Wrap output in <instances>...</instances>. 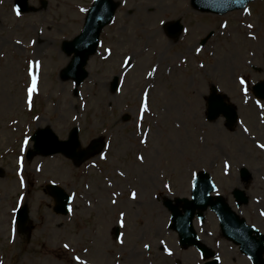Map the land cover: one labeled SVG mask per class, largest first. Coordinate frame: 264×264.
<instances>
[{
    "label": "rangeland",
    "instance_id": "rangeland-1",
    "mask_svg": "<svg viewBox=\"0 0 264 264\" xmlns=\"http://www.w3.org/2000/svg\"><path fill=\"white\" fill-rule=\"evenodd\" d=\"M15 1L0 0V264H194L163 202L189 198L194 176L206 171L236 210L240 167L262 181L264 148L255 142L264 140V103L251 88L264 81V0L225 17L184 14L185 0H116V19L79 87L60 77L71 60L62 44L82 31L91 0H28L37 11L19 15ZM161 20L188 31L169 39ZM213 84L238 108L233 133L222 120L203 121ZM46 127L60 140L77 127L82 149L99 138L105 147L78 167L62 154L27 160L30 137ZM50 183L72 196L68 216L55 214ZM22 205L30 237L17 230ZM228 247L224 262L242 264Z\"/></svg>",
    "mask_w": 264,
    "mask_h": 264
},
{
    "label": "water",
    "instance_id": "water-1",
    "mask_svg": "<svg viewBox=\"0 0 264 264\" xmlns=\"http://www.w3.org/2000/svg\"><path fill=\"white\" fill-rule=\"evenodd\" d=\"M251 1L253 0H196V4L204 11L223 14L231 10L244 8ZM18 4L21 6V9L24 12L32 10L29 9L27 0H18ZM106 4V1H101L99 8L97 9L96 7L94 13L88 18L87 24L85 25L82 34L75 38L74 41L64 44V51L68 55L73 53L74 57L67 68L63 70L62 79H74L76 84L79 86L87 78L88 73L85 70V66L87 65L90 56L96 52V47L98 46L99 35L102 27L111 20L114 14V7L110 2L107 4V11H104V6ZM205 42L206 40L203 41V43ZM117 87L118 81L115 79L112 84V90L116 91ZM255 91L258 96L264 98V83L257 85ZM214 105L215 102L213 99L209 106V115L211 119L215 118L214 115H212L215 109ZM230 108L231 122L234 124L236 122L237 114L233 106ZM32 140L35 142V149L29 152V159H32L34 156L39 154L49 156L57 153H63L68 158L72 159L77 165L87 160L90 156L99 153L103 148L102 142L98 140L93 143L88 151L77 152V149L80 148L77 129H74L70 134L69 140L64 142L59 141L54 132L49 128L39 130ZM244 173H246V170ZM0 175H2L1 169ZM211 186L212 184L210 182V176L206 173L200 174L195 182L193 201L189 202L187 200H177V206H179V204L182 202H185L183 207L187 212V216L190 218L196 208L203 209V207L205 208L210 204L213 209L220 214L224 232L229 237H232V214L221 197H217V202L213 201L212 198L209 197V193L213 190ZM47 189L49 194L55 199L56 213L67 215L70 211L68 207L70 197H68L66 193L58 186L49 185ZM236 195L239 194L236 193ZM166 205L170 208L172 207V203L170 201H167ZM177 206L173 209L175 222L174 228H176V230L179 232L183 245L188 247L189 245L193 244L191 243V240L195 238L194 232L191 227V221L187 222V216L183 217L180 215ZM28 220V210L26 207H24L19 211L18 214V224L21 232L26 231L25 225ZM239 226L240 225H238V227ZM234 237H236V235H234ZM254 263L264 264L262 253L261 256H254Z\"/></svg>",
    "mask_w": 264,
    "mask_h": 264
},
{
    "label": "flooded vegetation",
    "instance_id": "flooded-vegetation-1",
    "mask_svg": "<svg viewBox=\"0 0 264 264\" xmlns=\"http://www.w3.org/2000/svg\"><path fill=\"white\" fill-rule=\"evenodd\" d=\"M192 9L194 10L193 7ZM209 98L210 95H208L205 98L206 103L208 102ZM220 120H222V124L224 128L228 130V124L223 118H220L213 123H209L204 117V121L207 124H215L216 126L218 125V121ZM254 171L256 170L254 169ZM257 177L258 175H255V173H253L250 176H248L247 179H244L240 174H238L237 179L239 184H237L236 186H239V188H241L242 191L248 197L247 203L239 205L240 202L236 201V199H234L233 196L232 197H233L234 205L236 207V210L235 209L234 210L241 217H243L250 225H253L257 230L264 233V175L261 176V180H262L261 182L258 181ZM251 186L253 187V189H251ZM233 191L231 192L233 193ZM250 191H256L257 193H259V195L252 196L251 194L253 193H250ZM216 224L218 226L217 220L215 219L213 214L210 213V215H205L204 220L203 221L200 220L197 233L202 243L211 248V250L216 255L217 259L220 261V264H222V262L224 260H227L228 258V253H226L227 248L229 250L228 245L231 246L232 244L227 242L221 236L220 231L218 229L219 227H217ZM256 239L258 240V238ZM230 249L232 248L230 247ZM192 250H194L195 251L194 254H196V256L191 254V257L194 258L193 260L194 264H204L205 263L204 255L195 248ZM230 251H233V249ZM241 258H243V260H239L240 263L248 264V259L245 256L241 255ZM234 261L235 258L233 259L232 263H234Z\"/></svg>",
    "mask_w": 264,
    "mask_h": 264
},
{
    "label": "snow or ice",
    "instance_id": "snow-or-ice-1",
    "mask_svg": "<svg viewBox=\"0 0 264 264\" xmlns=\"http://www.w3.org/2000/svg\"><path fill=\"white\" fill-rule=\"evenodd\" d=\"M17 15H19V12H18V11H17ZM160 23L163 24L164 21L161 20ZM226 26H227V25H225V27H226ZM249 27H251V25H249ZM18 43H19V41H18ZM129 59H130V58H129ZM124 63L127 64V63H128V60H125ZM201 67H203V65H201ZM240 84H241V85H244V84H245V79H244L243 77L240 79ZM34 89H35V78H33V84H32V87L29 89V94H30V95H31V92H32ZM245 94H247V90H246V89H245ZM146 108H147V106H146V102H145V105H144V107L142 108V111H145ZM245 131H247V129H245ZM24 143L27 144V143H28V140L25 139ZM142 143H146V141H142ZM259 146H260L261 148H264V145H259ZM101 158L103 159V158H105V157L102 156ZM138 159L141 161V163H143V160H144L143 156L138 157ZM226 166H227V165H226ZM121 175H123V173H121ZM193 175H195V174H193ZM21 185L23 186V180H21ZM132 198H133V199L136 198V193H132ZM113 203H115V201H113ZM121 226H123V224H122ZM119 243L122 244V243H123V239H120V240H119ZM145 247H147V245H145ZM65 248H67V245H65ZM169 255H171V253H169Z\"/></svg>",
    "mask_w": 264,
    "mask_h": 264
},
{
    "label": "bare ground",
    "instance_id": "bare-ground-1",
    "mask_svg": "<svg viewBox=\"0 0 264 264\" xmlns=\"http://www.w3.org/2000/svg\"><path fill=\"white\" fill-rule=\"evenodd\" d=\"M172 3H173V4H175V3H178V0H173V1H172ZM243 11H245V10L238 11V12H239V14H242V13H243ZM215 17H216V16H215Z\"/></svg>",
    "mask_w": 264,
    "mask_h": 264
}]
</instances>
